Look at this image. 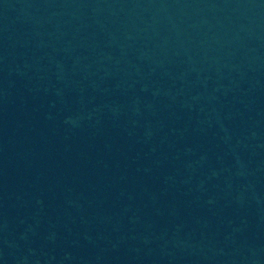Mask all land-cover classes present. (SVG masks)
<instances>
[{
  "label": "water",
  "instance_id": "obj_1",
  "mask_svg": "<svg viewBox=\"0 0 264 264\" xmlns=\"http://www.w3.org/2000/svg\"><path fill=\"white\" fill-rule=\"evenodd\" d=\"M264 93V0H81Z\"/></svg>",
  "mask_w": 264,
  "mask_h": 264
}]
</instances>
